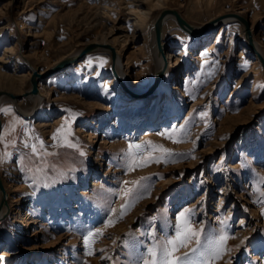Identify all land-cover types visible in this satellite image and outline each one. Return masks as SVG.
Returning <instances> with one entry per match:
<instances>
[{
  "label": "rangeland",
  "instance_id": "rangeland-1",
  "mask_svg": "<svg viewBox=\"0 0 264 264\" xmlns=\"http://www.w3.org/2000/svg\"><path fill=\"white\" fill-rule=\"evenodd\" d=\"M102 1L0 0V56L16 47L2 70L16 69L29 88L32 64L57 65L91 44L86 21L97 4L114 6L103 21L123 22L128 32L133 15L123 0ZM163 2L195 27L244 9L264 32V0ZM161 7L122 48L142 90L154 77L146 39ZM240 24L201 36L175 16L163 24V39L181 59L165 76L180 87L175 120L165 92H151L147 102L137 99L144 92L122 94L111 49L95 48L53 72L30 116L4 99L0 171L9 200L19 199L0 219V264H219L226 257L264 264V70ZM10 77L0 73V86ZM23 94L20 105L33 109Z\"/></svg>",
  "mask_w": 264,
  "mask_h": 264
},
{
  "label": "bare ground",
  "instance_id": "bare-ground-1",
  "mask_svg": "<svg viewBox=\"0 0 264 264\" xmlns=\"http://www.w3.org/2000/svg\"><path fill=\"white\" fill-rule=\"evenodd\" d=\"M153 3H151V7H147L146 5H144V0H123V6L125 9H127V11L129 12V14H132L133 17L130 20L132 23V28L128 31L125 32V26L122 24L123 22H120L119 24H113V26L105 23L103 21L104 17L107 16V14H110V10L111 8H113L114 6L111 5H107L105 4L104 6H100V4H97V7L95 8L94 13L91 15V17H88L87 20L89 18H92L90 21H86V29L88 31H92L94 32V35L92 38H90L87 43H91L88 45H92V42H96L93 43L94 45H97L96 48H98L99 50H104V51H109L110 46H113L116 50L117 53V57L115 60V66H114V70H115V74L114 75H118L125 83L126 85L123 86V84L120 82V90L122 91L123 95L129 94V95H138L139 92H144V95L142 97H137V99L142 100L147 102L148 96L150 95L151 92H156L157 95L160 94L161 92H165L167 93L171 106H170V115L172 116V118L175 120L178 117V111H177V105H176V92L174 91L175 88H180L178 85H176V87H171V85L165 80V76L171 71L173 70V68L178 67L179 63H180V57L175 55L174 53L171 52V45H169L163 38H162V44L164 46V49L161 50L159 48V43L157 42V36H156V29H155V21L156 18H154V20H152V23L150 24L149 27V34H148V38L146 39L148 42V49L150 51V55L152 57V59L154 60V66H155V71H154V77L156 75L157 71L160 70H165L164 73V77L160 80V82H156L155 85L153 86L152 89H150V92H147V89L149 87H147L146 89L139 88L135 82L132 80L131 76H130V71L128 69L129 67V59L126 56L125 57V61L123 62L122 60V48L125 45V41H128V39L130 40V38H133L134 33H135V28H137V26H143L145 25V22L148 20V18L151 15V11L154 7H161L162 10L167 9L168 7L164 6L163 7V0H151ZM101 2H103L101 0ZM100 2V3H101ZM115 8V7H114ZM234 9V8H233ZM160 10V12L162 11ZM234 13H239L244 15L245 17L247 16V13H245L244 9H240V11H233ZM233 12L231 13H218L215 14L213 17H211L210 20L208 21H212L215 19H220V18H225L223 19V21H221V24L219 27H221L224 23L233 21V20H238V18H236V16L234 17L231 14H234ZM159 15V14H158ZM174 14H167L164 22H171L172 19H174ZM256 14H253L251 17H248V22H249V27L253 33V37L256 43V47L258 50H260L262 52V54L264 55V32H260L257 28V21H256ZM240 21V20H238ZM129 23V22H128ZM193 24V23H192ZM194 25V24H193ZM242 25V29L241 31L244 33L245 32V26L244 24L241 22ZM195 26V25H194ZM203 24L197 25V29L200 30L202 29ZM118 28H121V30H118ZM142 28V29H143ZM182 28V27H181ZM183 29V28H182ZM184 30V29H183ZM240 31V30H239ZM132 35V36H131ZM86 45V46H88ZM95 49V48H93ZM6 51H4V53L0 56V73H4L6 74V76H11L9 79V86H5L2 87L0 86V104L4 101V99L9 98V94H14L18 97L21 96L23 93L32 101L33 103V109H26L23 106L20 105L19 98H14L15 100V104L18 106V111L27 114L28 116H30L29 114L32 113V111H36L37 108H39V106L41 105V103L45 100L46 95H48L49 90L47 89V80H45L46 78L50 77L52 73L51 72V68L55 65L52 66H48L46 68L43 69H38L36 64H32V70L31 72L33 73L34 69L39 70L38 72L41 74V76L38 77V80L43 77L42 75H47L44 76V80L40 82L41 86L39 88L38 86V91L37 92H31V87L32 85H30L29 88L24 89L23 85L25 82V78H23V76L17 75L16 69H14V73L11 72H6V70H2V67L5 66V64H7V62H9V60L13 57L16 58L15 56V51H16V47L14 46H9L5 48ZM82 49H77L73 52H71L69 55H67V58H75L76 56L79 55L80 51ZM249 52H252L256 58H259L258 54L256 53L255 50L249 49ZM56 66V65H55ZM126 66V67H125ZM165 66V68H163ZM5 71V72H4ZM30 72V74H31ZM114 78H116L115 76H113ZM153 77V79H154ZM32 78V75H31ZM120 81V80H119ZM153 80L151 81V83L149 84V86L152 84ZM32 83V81H31ZM175 86V85H174ZM132 91V92H131ZM23 94V95H24ZM157 111V110H156ZM157 114V112H156ZM157 117V116H156ZM45 124V123H44ZM152 132H148L147 134H150ZM110 146H114L115 143L114 142H110L109 143ZM12 169V168H11ZM1 172V171H0ZM5 188H6V199L4 201H2L3 195L2 192L0 191V216L4 215V214H8V212L11 211V208H13V206L17 205V201L19 198L17 197H11L12 199L9 200L10 198V189H9V184L7 183V180L4 179L3 175L1 174ZM159 191L155 190L154 195H156ZM148 201H142L140 204L143 206L145 203H147ZM140 205H138L133 212L130 214V216L127 218L126 222H129L130 219H132L134 217V215L138 212V209H141ZM144 207V206H143ZM259 211V207L257 206L255 209V213H258ZM252 257H258V255H256L255 253H253L251 255ZM251 258L248 260V262H251ZM236 259V258H235ZM222 260V259H221ZM231 263V261L227 260V257L225 259H223L219 264H228ZM232 263L236 264L238 262H236V260H233Z\"/></svg>",
  "mask_w": 264,
  "mask_h": 264
},
{
  "label": "water",
  "instance_id": "water-1",
  "mask_svg": "<svg viewBox=\"0 0 264 264\" xmlns=\"http://www.w3.org/2000/svg\"><path fill=\"white\" fill-rule=\"evenodd\" d=\"M174 14L175 15V18L178 22V24L186 31L188 32L190 35L192 36H201L203 33H205L207 31V29H211L213 27H216V26H220L221 24V21H223V19L225 18H220V19H215V20H212V21H207L204 26H203V29H200L198 30L197 27H195L192 23H190L184 16L183 14H181V12L175 8H167V9H164L162 10L159 15L157 16L156 18V21H155V29H156V36H157V42L159 43V48L161 50L164 49V46L162 44V38H163V22H164V19L166 17L167 14ZM234 13V12H233ZM233 15L234 17L236 16V18H238V20H240L244 26H245V37L247 39V42L250 46V48L252 50H255L256 53L258 54L259 56V59L262 63V66H263V70H264V55L262 54V52L260 50L257 49L256 47V43H255V40H254V37H253V33L249 27V22H248V19L247 17H245L244 15L242 14H239V13H234V14H231ZM97 45H88V46H85L84 48H82V50L80 51L79 55L76 56L74 59L73 58H66L62 61H60L56 66L53 67L51 73L53 72H58V71H61L63 70L64 68H66L69 64L73 63L74 61H77L79 59H81L87 52H90L91 50H93V48H96ZM110 49H111V52H112V63H113V68L115 66V60H116V57H117V53H116V50L113 46H110ZM165 68V66L163 67ZM164 73H165V70H160V71H157L156 72V75L153 79V82L152 84L149 86V88L147 89L146 92H150L153 88V86L155 85V83L158 81L160 82V80L164 77ZM41 76V74L38 72L37 69H34L33 70V74H32V78H31V81H32V87H31V92H37L38 91V77ZM43 77L44 76H47V75H42ZM118 79L120 80V82L125 86L126 83L118 76ZM132 92V91H131ZM10 98H17L16 95L14 94H9L8 95ZM1 127H2V118L0 116V131H1ZM0 191L2 192V195H3V198H2V201H4L6 199V188H5V185H4V182H3V179H2V176H1V172H0ZM6 214L0 216V219H2Z\"/></svg>",
  "mask_w": 264,
  "mask_h": 264
}]
</instances>
